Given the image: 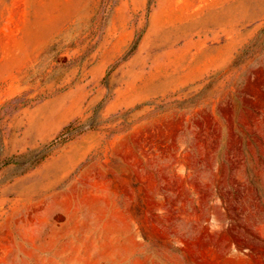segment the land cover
I'll use <instances>...</instances> for the list:
<instances>
[{
    "label": "rangeland",
    "instance_id": "1",
    "mask_svg": "<svg viewBox=\"0 0 264 264\" xmlns=\"http://www.w3.org/2000/svg\"><path fill=\"white\" fill-rule=\"evenodd\" d=\"M100 2L0 0V264H264V0Z\"/></svg>",
    "mask_w": 264,
    "mask_h": 264
},
{
    "label": "trees",
    "instance_id": "2",
    "mask_svg": "<svg viewBox=\"0 0 264 264\" xmlns=\"http://www.w3.org/2000/svg\"><path fill=\"white\" fill-rule=\"evenodd\" d=\"M119 2H120V0H101V2H100L101 13L104 15H106V14L110 15L113 12V10L118 6ZM109 15H107V16H109ZM258 36H259L258 37L259 45L264 50V28H262L260 30ZM142 37H143V33L139 34L138 32H135L134 39H133L131 45L128 47V49L124 53V58H123L124 60L135 53L136 49L138 48V46L140 44ZM248 48H249V46H247L242 51L247 52ZM14 103L17 104V107H26L27 105H29V102L25 98V95H22V96L15 98ZM73 127H74V122H71L67 126H65L62 129V131L60 132V134L58 135V137L52 143L57 142L60 138H63L64 136L69 134L71 131H73Z\"/></svg>",
    "mask_w": 264,
    "mask_h": 264
}]
</instances>
